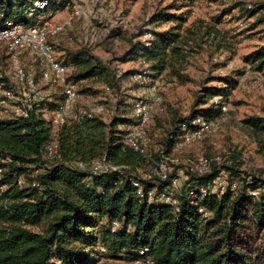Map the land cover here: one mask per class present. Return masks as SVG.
Instances as JSON below:
<instances>
[{"label": "trees", "instance_id": "1", "mask_svg": "<svg viewBox=\"0 0 264 264\" xmlns=\"http://www.w3.org/2000/svg\"><path fill=\"white\" fill-rule=\"evenodd\" d=\"M34 1L0 0V25L10 18L24 24L35 22L64 2L49 0L39 8ZM245 5L250 14L260 8ZM173 7L165 5L151 15V21H175L173 25L150 30V39L130 42L123 55L139 58L153 75L167 70L176 79L186 80L183 69L193 50L194 30L184 25V11H172ZM258 21H264V14ZM59 32L46 36L53 48L50 38ZM220 44L231 47L226 41ZM62 50L56 58L74 67L68 79L79 82L103 77L113 84L110 67L87 47ZM33 59L38 62L33 70L37 81L43 62ZM243 59L252 68L263 70L264 44L245 53ZM6 65L8 53L0 45V82L15 89L11 75L2 74ZM215 78L223 85H201L188 114L173 116L154 158L124 142V133L133 122V100H121L122 109L109 120L96 113L53 127L44 111L50 113L63 99L62 93L39 100L44 110L0 118V264H95L102 253L100 247L106 248L109 257L132 261L151 256L157 264H264V177L241 169L238 153L233 151L232 163L212 162L204 172L187 167L174 192L177 208L156 197L179 175V165L164 178L155 174L144 177L139 171L172 151L183 132L182 123L191 125L197 116L212 120L223 112L212 97L220 95L225 101L237 80L228 74ZM80 90L91 91L89 87ZM242 122L256 133L264 131V116L247 115ZM52 140L58 143L59 155L47 157L45 146ZM102 156L120 167L93 172L90 162ZM78 160L86 165L78 166ZM220 172L235 179L236 187L220 194H199L197 186L210 184ZM134 179L142 184V195L137 193ZM191 188L195 195L189 194ZM149 189L153 190L151 198Z\"/></svg>", "mask_w": 264, "mask_h": 264}, {"label": "rangeland", "instance_id": "2", "mask_svg": "<svg viewBox=\"0 0 264 264\" xmlns=\"http://www.w3.org/2000/svg\"><path fill=\"white\" fill-rule=\"evenodd\" d=\"M237 2L240 4L236 5ZM247 3L260 8L250 14L244 10ZM169 4L174 5L172 11H184L187 15L184 25L194 30L190 41L193 50L183 69L188 78L178 80L167 70L156 75L147 71L140 80L132 78V73L124 75L127 70L147 67L139 58L123 55L130 42L148 40L152 37L151 31L164 30L175 23L151 21L153 12ZM262 14L264 0H64L37 19H48L61 26L60 32L50 38L55 44V56H61L62 47L85 46L112 70L113 84H107L103 77L76 82L79 91L76 107L104 103L106 108L98 116L109 120L122 109L121 100L149 97L151 85L155 86L160 102L153 105L147 125L150 158L161 149V140L170 129L173 116L188 114L202 84L223 85L215 76H233L236 86L225 97L226 110L211 120L214 129L199 140L172 148L165 158L171 170L179 165L176 171L183 175L187 167L194 169L192 161L198 156L206 157L210 164L220 165L232 163L230 156L234 151L238 153L241 169L264 177V131L256 133L242 122L247 115L264 116V69L256 70L243 59L245 53L264 44V21H258ZM225 41L231 47L219 46ZM33 57L26 52L22 55V63L32 71L38 63ZM68 66L70 72L74 70L73 65ZM1 71L10 75L9 65ZM37 82L47 99L61 94V87L49 86L40 79ZM81 87H89L91 91H81ZM44 116L50 119L48 109ZM153 164L149 162L140 167V173L146 177ZM100 250L102 253L95 264H134L123 258L109 257L105 247Z\"/></svg>", "mask_w": 264, "mask_h": 264}, {"label": "built area", "instance_id": "3", "mask_svg": "<svg viewBox=\"0 0 264 264\" xmlns=\"http://www.w3.org/2000/svg\"><path fill=\"white\" fill-rule=\"evenodd\" d=\"M49 0H35L34 3L39 8L48 5ZM250 6V3H247ZM48 19L37 20L28 24L17 22L13 19H7L0 25V45H3L8 53L10 75L15 84V89L5 87L0 82V118L5 116H26L30 110H44V106H39L38 101L43 99V89L33 77V71L26 68L21 61L23 52L30 53L39 58L43 65L41 67L39 78L49 86L61 85V93L63 99L50 111V120L53 127H57L65 122L79 119L84 115H92L102 112L106 105L97 103L93 107H76L75 103L79 95L77 84L75 81L68 79L69 66L60 62L55 54L54 48L47 41V34H53L58 31L61 26ZM149 43V41H147ZM148 69L143 68L131 74V77L140 80ZM106 88H109L107 85ZM212 101L218 105L221 111L226 110V102L222 96L215 95ZM160 95L157 93L155 86L151 85L149 97H136L132 102L133 122L127 127L124 133V142L147 155L148 130L147 125L152 115L154 104H159ZM39 106V107H38ZM191 125L182 123L180 126L183 130L179 139L173 144V148L190 143L194 140L201 139L206 133H210L214 127L211 120L205 119L203 116H197L190 121ZM45 155L53 157L59 155L58 143L56 140L50 141L45 146ZM168 158L162 155L161 159L150 166V177L155 174L161 178L167 176L170 171ZM194 169L198 172H204L209 168V159L203 156L196 157L193 161ZM77 165L84 167L86 163L82 160L77 161ZM93 172H100L112 169H118L120 165H116L108 161L105 156L94 159L89 164ZM0 167V175H1ZM183 175H175L171 178V183L165 186L157 194V199L169 202L177 208V198L174 195L175 188L180 183V177ZM20 181V180H19ZM133 184L137 188L138 194H143L142 184L138 179L133 180ZM236 187L235 179L229 180L225 172H220L213 178L208 185L200 184L197 186L199 194L205 195L209 192L222 193L226 188L234 189ZM153 190H148V197L153 196ZM256 190H252L255 193ZM190 195H195L193 188L189 189ZM143 251V250H142ZM134 264H157L151 256H145L132 260Z\"/></svg>", "mask_w": 264, "mask_h": 264}]
</instances>
